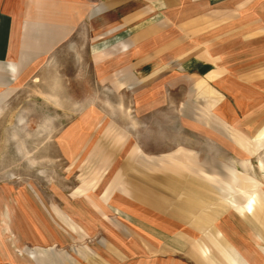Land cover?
I'll list each match as a JSON object with an SVG mask.
<instances>
[{
  "label": "crops",
  "instance_id": "crops-1",
  "mask_svg": "<svg viewBox=\"0 0 264 264\" xmlns=\"http://www.w3.org/2000/svg\"><path fill=\"white\" fill-rule=\"evenodd\" d=\"M67 58L72 59L66 64ZM44 71L82 73L114 103L130 96L135 115H146L140 128L146 129L142 134L147 142L126 146L128 135L108 126L106 136L114 134L118 142L114 147L97 143L102 152L126 148V154L112 180L96 195L87 186L62 198L31 188L12 189L3 181L0 264H195V259L206 261L199 251L204 246L210 259L219 262L218 239L251 264L247 255L259 245L249 251L244 228L222 215L229 208L221 207L217 193L203 189L220 180L213 175L219 168L233 165L215 163L179 145L171 148L172 143L162 148L163 141L153 137L156 115L159 119L192 115L227 138L234 135L231 127L240 117L248 135L264 124V0H0V92L30 73ZM85 82L91 90V83ZM67 95L68 105L75 103L74 92ZM89 102L96 104L91 95L83 103ZM168 103L177 104L178 112L160 110ZM173 135L181 133L170 130ZM85 146L78 151L88 150ZM89 161L90 166L92 161L100 163ZM207 168L209 174L203 173ZM155 169L171 173L174 169L177 178L155 174ZM125 173L128 188L123 186ZM157 182L168 187V197L182 193L184 201L190 196L215 205L206 217L217 216L218 221L208 225L200 211L204 206L193 203L192 214L201 221L182 229L171 215L185 214L181 209L188 210L187 203H177L180 209L172 213L155 202L161 196L150 202L159 191ZM186 184L202 191L192 193L194 188L187 189ZM210 232H217L218 239Z\"/></svg>",
  "mask_w": 264,
  "mask_h": 264
},
{
  "label": "rangeland",
  "instance_id": "rangeland-1",
  "mask_svg": "<svg viewBox=\"0 0 264 264\" xmlns=\"http://www.w3.org/2000/svg\"><path fill=\"white\" fill-rule=\"evenodd\" d=\"M71 59L67 58L63 61L68 62ZM57 79L58 88L55 87ZM86 80L89 83V78L82 77V73L79 72H33L28 74L24 81L13 82V88L5 90L4 93L0 92V186L5 181L12 189L23 187L28 190L31 188L42 192L58 193L62 198L76 188V192H83V187L89 186L93 189L91 195H96L104 190L112 180L115 171H118V165L126 154V148L120 152H102L103 147L97 143L101 142L106 145L108 143L110 147H114L118 142L114 134L109 135L110 137L106 136L108 126L115 125L118 130L128 135V138L125 137L126 140L123 138L124 142H127L126 146H130L133 142H139V145L147 142L146 133L142 134V131L146 132V129L140 128L144 126L143 123H146V115H135L136 108L131 97L124 96L122 101L114 103L113 98L102 93L103 90L95 88L93 80L92 83L90 82L91 90H89ZM72 92H74L75 103L68 105L67 94ZM9 93H12L10 98L2 103ZM88 95L95 99L96 104L83 103ZM118 106L122 109L118 110L116 108ZM111 108H114L117 113L114 114ZM160 110L169 113L178 112V105L164 104ZM88 111L92 114L82 115L83 112ZM99 113L101 115H98ZM183 116L161 115L159 119L156 115L154 141H163L162 148L163 146L169 148L172 143L171 148L179 145L197 151L198 154L206 156L215 163L233 165L234 168L224 166L223 171L219 168L218 174L215 169H212V172L216 171L213 175H218L220 180H213L203 189L204 192L206 190L209 193H217L219 195L217 200L221 207H228L237 217L246 222L253 233L229 209L222 211L224 212L222 215L230 217L235 224L239 222L241 229L244 228L246 243L250 247L249 251L254 245H259L257 249L262 257L254 248L253 253L247 255L251 264H263L261 259H264V124L256 130L253 136L248 135L243 131V118L240 117L234 127H231L234 135L227 138L226 135H219L209 130L194 116ZM170 130H179L181 135L170 136ZM161 132H165L166 135L162 137ZM135 136L139 138L137 141H135ZM94 144L97 146L90 152ZM84 145H86L85 148L88 146V150L78 151ZM207 145H210L209 147L213 150L210 151ZM202 148L204 149L200 152ZM100 152L101 158H99ZM109 154L111 155L108 157ZM177 157L181 158V154H177ZM92 159H99L100 163L92 161L94 164L90 166L89 160ZM170 170L155 169L154 172L177 178L173 176L174 169L172 173L169 172ZM205 170L203 173L207 174L211 171L208 168ZM101 175L103 176L97 184ZM125 175L126 173L123 175V186L128 188ZM138 175L141 176V170ZM90 179H94L96 183L89 185ZM155 185L159 191L155 192L156 197L151 198L150 202H154V199L161 196L155 202L159 201L161 206L168 210L171 209V212L176 208L180 209L176 206L177 203H187L188 210L182 211L181 209V212H186L185 214L170 212L172 218L182 223V229L191 228L194 223L201 221L199 217L192 214L196 210L193 203L204 206L200 211L203 213V219H207L208 225L218 221L217 216L206 217L215 205L210 207V204L201 203L199 199L190 196H187L184 201L182 193L168 197L167 186L159 182ZM186 185L187 189L195 186V184ZM200 190L202 191L198 187L190 191L200 193ZM204 201L205 203L210 202L209 199ZM206 206L210 209L205 208ZM182 220H185V223ZM188 233L194 235L193 231ZM210 233L218 239L217 232L215 235L213 232ZM256 235L263 242L259 241ZM215 245L219 262L210 259L211 253L204 246L201 249L197 248L202 252L206 261L195 259L194 263L248 264L233 247L224 243L223 240L218 239ZM192 246L196 249V245Z\"/></svg>",
  "mask_w": 264,
  "mask_h": 264
}]
</instances>
